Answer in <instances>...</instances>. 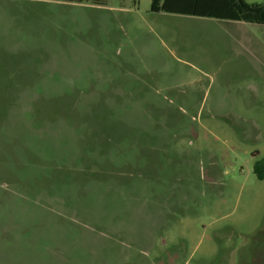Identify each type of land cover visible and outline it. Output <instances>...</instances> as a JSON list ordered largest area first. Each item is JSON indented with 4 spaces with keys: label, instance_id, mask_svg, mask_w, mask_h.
<instances>
[{
    "label": "rangeland",
    "instance_id": "rangeland-1",
    "mask_svg": "<svg viewBox=\"0 0 264 264\" xmlns=\"http://www.w3.org/2000/svg\"><path fill=\"white\" fill-rule=\"evenodd\" d=\"M151 4L0 0V264H264V25Z\"/></svg>",
    "mask_w": 264,
    "mask_h": 264
},
{
    "label": "trees",
    "instance_id": "trees-1",
    "mask_svg": "<svg viewBox=\"0 0 264 264\" xmlns=\"http://www.w3.org/2000/svg\"><path fill=\"white\" fill-rule=\"evenodd\" d=\"M58 1L90 2L103 6L109 0ZM151 11L264 25V3H249L246 0H152ZM254 172L259 180H264V159L256 162Z\"/></svg>",
    "mask_w": 264,
    "mask_h": 264
},
{
    "label": "crops",
    "instance_id": "crops-1",
    "mask_svg": "<svg viewBox=\"0 0 264 264\" xmlns=\"http://www.w3.org/2000/svg\"><path fill=\"white\" fill-rule=\"evenodd\" d=\"M233 22H234L233 24H235L237 26V27H234L233 28L234 29V32L235 31L238 32V33L243 32V35H244L245 40L248 42V44H250L252 42V40L250 38V35L252 34V32H246V31H244V29L242 27V26H245V24H247V23H244V22H235V21H233Z\"/></svg>",
    "mask_w": 264,
    "mask_h": 264
},
{
    "label": "flooded vegetation",
    "instance_id": "flooded-vegetation-1",
    "mask_svg": "<svg viewBox=\"0 0 264 264\" xmlns=\"http://www.w3.org/2000/svg\"><path fill=\"white\" fill-rule=\"evenodd\" d=\"M240 250L241 249H236V252H235V263L234 264H240L241 260L243 259L242 256H240Z\"/></svg>",
    "mask_w": 264,
    "mask_h": 264
}]
</instances>
